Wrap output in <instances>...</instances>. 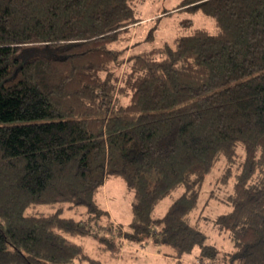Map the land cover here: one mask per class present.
<instances>
[{"label":"trees","instance_id":"1","mask_svg":"<svg viewBox=\"0 0 264 264\" xmlns=\"http://www.w3.org/2000/svg\"><path fill=\"white\" fill-rule=\"evenodd\" d=\"M135 1L0 0V264H104L83 236L112 258L129 240L211 264L200 187L241 153L214 223L227 264H264V0H181L161 16L201 11L212 27L127 54ZM114 175L133 192L125 231L96 201Z\"/></svg>","mask_w":264,"mask_h":264},{"label":"rangeland","instance_id":"2","mask_svg":"<svg viewBox=\"0 0 264 264\" xmlns=\"http://www.w3.org/2000/svg\"><path fill=\"white\" fill-rule=\"evenodd\" d=\"M180 1L136 0L134 11L135 16L141 19L140 23L130 25L128 33L120 39L121 47L124 48L125 44L127 45L125 46L128 49L127 54L131 51L154 47L165 40L185 34L193 28L205 27L210 29L212 27V19L201 11L177 10L172 14L161 16L164 9L173 8ZM149 34H152L153 37H149ZM238 153H241L240 148ZM241 159L242 153L232 162H228L224 158L216 161L214 168L205 175L200 187L198 203L192 220L196 219L201 225V229L205 234H208L207 243L214 244L219 249L218 259L209 261L211 264L228 263L226 253L230 251L232 244L228 233L223 230L218 231L214 220L218 215L229 212L230 205L226 202L228 195L233 191L234 174L239 170ZM181 192V188H178L162 198L153 211L154 216L161 217L172 200ZM132 197L133 192L121 177L116 175L107 177L96 195L97 203L107 210V215L103 217V221L109 219L114 225L121 226L123 231L128 230ZM62 215L79 219L86 217L87 212L84 206L73 207L63 210ZM75 240L84 245L85 250L92 258H96L104 264H175V259L169 256V248L155 245L152 242L138 243L125 240L118 257L112 258L108 252L105 253L100 249V244L95 238L83 236L76 237ZM196 250L197 248L193 252ZM201 261L202 263L206 262L205 259L199 257L194 259L191 254L188 255L187 253L183 264H201Z\"/></svg>","mask_w":264,"mask_h":264}]
</instances>
